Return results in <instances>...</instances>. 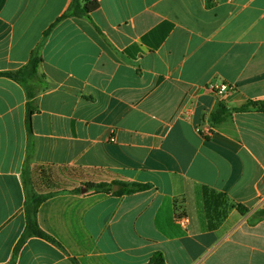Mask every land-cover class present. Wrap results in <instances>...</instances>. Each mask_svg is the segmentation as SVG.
<instances>
[{"label":"crops","instance_id":"1","mask_svg":"<svg viewBox=\"0 0 264 264\" xmlns=\"http://www.w3.org/2000/svg\"><path fill=\"white\" fill-rule=\"evenodd\" d=\"M71 1L0 0V264H264V0Z\"/></svg>","mask_w":264,"mask_h":264},{"label":"trees","instance_id":"2","mask_svg":"<svg viewBox=\"0 0 264 264\" xmlns=\"http://www.w3.org/2000/svg\"><path fill=\"white\" fill-rule=\"evenodd\" d=\"M99 8V3L97 0L95 1H89V0H72L67 11L60 17L59 20L68 18V17H88L89 14L96 11ZM47 33V32H46ZM45 33V34H46ZM41 62V58L37 53H33L30 57V60L28 64L18 71L13 72H5L0 73V76H5L8 78H11L17 82L22 83L23 80L21 77L23 75L26 76V78L31 79L36 76L37 66ZM28 95V113H27V124L29 126L30 123V117L32 115L31 110V99L33 98V95L31 93H27ZM30 100V101H29ZM250 109H255L259 112H264V102H249L245 105H242L239 108L232 109L233 111H248ZM231 109L227 108L226 105L220 104L218 108L211 114V122L213 124H218L222 122L225 119L226 114ZM115 185H118L120 188L118 191L114 192L115 195H122V194H131L136 191H140L146 188V186L143 185H123V184H117L113 183ZM84 187L88 190L99 192V191H105V192H111V184L106 183H86ZM76 192H79V189L75 190ZM45 197L38 196L35 197L33 200H28V203L25 205V219H26V228L25 232L22 235L19 244L23 243L27 238L35 236L43 239H50L47 235H45L37 226L36 223V209L40 202L43 201ZM238 210L240 212H244L245 209L242 207H238ZM148 264H165L164 258L161 253H155L150 258Z\"/></svg>","mask_w":264,"mask_h":264},{"label":"built area","instance_id":"3","mask_svg":"<svg viewBox=\"0 0 264 264\" xmlns=\"http://www.w3.org/2000/svg\"><path fill=\"white\" fill-rule=\"evenodd\" d=\"M89 1H95V0H89ZM98 1V0H97ZM210 90L214 91L216 94L219 95H224L227 94L231 88L228 85L225 84H220V85H210ZM174 221L177 225H179L182 228H187L189 225V219L187 216L181 214V213H177L174 216Z\"/></svg>","mask_w":264,"mask_h":264},{"label":"rangeland","instance_id":"4","mask_svg":"<svg viewBox=\"0 0 264 264\" xmlns=\"http://www.w3.org/2000/svg\"><path fill=\"white\" fill-rule=\"evenodd\" d=\"M70 173H73L74 175H76L79 179H87L88 178V176L90 177V173H87V172H83V171H72V172H70ZM74 187H76L75 185H69V186H67V185H60V184H58V185H56V189H72V188H74ZM52 188H54V187H52ZM44 190H46L45 189V187L43 188ZM38 197V196H37Z\"/></svg>","mask_w":264,"mask_h":264}]
</instances>
